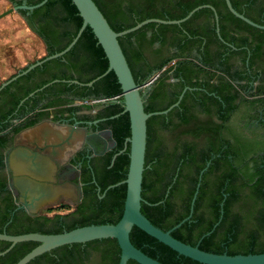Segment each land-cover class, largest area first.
I'll return each mask as SVG.
<instances>
[{
	"label": "flooded vegetation",
	"instance_id": "flooded-vegetation-1",
	"mask_svg": "<svg viewBox=\"0 0 264 264\" xmlns=\"http://www.w3.org/2000/svg\"><path fill=\"white\" fill-rule=\"evenodd\" d=\"M32 1L36 0H0V217H5L12 200L15 203L13 211H17V215L5 224H11L12 231L6 227L0 230L8 234L20 233L13 231L14 228L61 232L82 215H99L113 209L120 200L112 189L116 185H109L116 183L111 180L122 171V158L129 156L130 151L131 127L127 134L125 125L122 126L126 117L130 121L129 113L122 108L125 106L122 92L106 86L100 80L102 77L91 85L85 84L99 74L95 57L87 60L85 54L88 52L81 43L63 55L49 57L55 53L54 45L67 43L74 26L70 21L54 25L53 6L18 7L30 5ZM231 2L238 5L235 7L238 11L264 24V0ZM205 3L216 8L218 19L211 7L206 8L213 14L209 10L197 14L189 25L201 30L202 34H196L188 43L189 47L154 40L150 47H144L138 64L139 78L151 74L149 80L140 84L145 85L154 78L150 85L141 89L146 105L155 92V80L164 69L174 68L179 59L191 58L197 63L190 73L195 85L189 84L184 77L175 76L172 69L165 78L163 92H157L158 103H169L165 108L183 95L178 105L153 118V131L163 141L150 162L156 160L159 150L165 162H169L168 172L171 173L174 165L170 155L176 139L185 146L194 144L198 159L211 153L200 174L210 170L206 180L213 184L218 175L229 173L235 167L214 152L217 141H228L229 144L220 150L225 146L233 150L240 144L245 146L243 159L235 167L239 172L237 180H241L242 174L246 178L254 175L264 179V28L242 18L244 22L237 24L235 14L226 9L225 0ZM9 15H17L21 21L2 20ZM152 34L153 29L146 30L148 38ZM173 34L168 31L166 36ZM132 40L137 43V37ZM202 45H207L208 51L199 52L198 46ZM171 55L175 57L156 72L160 62ZM89 77L92 78L87 80ZM172 99L175 100L170 102ZM149 104L156 105L154 98ZM71 128L79 129L77 139L69 136ZM194 128L203 131L196 135L189 131ZM15 149L47 157L53 170L47 182L62 189L61 194L37 212H29L12 191V187L18 188L13 178L12 151ZM10 244L0 238V252ZM7 252L0 254V264H8L1 257Z\"/></svg>",
	"mask_w": 264,
	"mask_h": 264
},
{
	"label": "trees",
	"instance_id": "trees-1",
	"mask_svg": "<svg viewBox=\"0 0 264 264\" xmlns=\"http://www.w3.org/2000/svg\"><path fill=\"white\" fill-rule=\"evenodd\" d=\"M39 1H32V4ZM206 1L210 0H95L111 26L117 31L128 28L148 17L181 18L195 6ZM46 5L54 7V25L70 21L74 26L73 33L69 35L67 43L58 46L54 45V52H57L73 39L83 22V18L72 0H48L42 7ZM215 6L219 9L220 15H222L223 12L216 3ZM233 6L238 8L235 2H233ZM226 9L231 13L227 6ZM206 10H209L213 14L210 8L203 7L180 24L150 22L137 30L119 37L120 44L138 83L149 80L151 75L139 78V72L137 71L138 64L143 56V50H145L144 47H150V44L154 40H158L162 44L178 45L180 47L186 45V47H189L188 43L195 39L193 37H196V34H202L201 30L193 28L189 25V22L197 14ZM234 19L237 24L244 22L235 15ZM148 29H153L151 38L146 36V30ZM168 31H172L174 34L166 36ZM179 32L185 33L181 35ZM262 34L264 36V30ZM133 37H137L136 44L132 40ZM79 43L83 44L88 52L85 54L87 60L90 57L94 60L95 57V63L98 68L97 74L104 72L108 67V58L90 26H87L83 30L73 47ZM257 49H259L258 45ZM198 51H208V46H198ZM173 57L175 56L171 55L163 59L155 71L161 70ZM196 66L195 60L188 58L179 59L174 68L171 66L164 69L161 72V76L155 80L157 85L153 96L148 99L150 103L151 99L154 98L156 105L151 106L148 103L145 105V110H161L169 104L164 105V101L158 103L156 98L158 96L157 92H163V88L167 83L165 78L170 75L169 73L172 69L175 76L184 77L189 84L195 85L196 81H193L194 76L190 75V73L196 69ZM91 78L89 77L87 80ZM100 80H103L106 86L114 88V91L122 92L120 83L113 70H110ZM228 81L229 79L226 80L227 84H229ZM175 99H172L170 102H173ZM159 116L161 114L152 115L147 120V146L141 192L144 199L141 202V210L154 224L166 230L176 225L190 213L191 200L199 181L200 171L206 166L211 153L207 154L206 158L203 157L200 160L196 157L194 149L196 145L188 143L185 146L180 144L181 142L176 139L173 154L171 153L170 155L171 157L173 156L171 163L174 165L171 173L168 172L170 168L169 162H165L161 154H159V150L156 160L150 162V159L156 154L155 150L159 143L163 141L156 136L152 128L153 118ZM129 123L128 117L122 121V126L124 127L125 125V132L127 134L130 133ZM189 131L198 135L203 130L200 131L199 128H194ZM212 142L215 144L214 141ZM219 142H216L217 146L214 145V152L220 153L227 162H232V165L236 167L243 159L244 144L239 145V150L237 148L233 150L231 146H225L224 149L220 150L223 148V145L229 144V142ZM231 158L234 161H231ZM214 159L213 161H215ZM213 161L211 160V164H213ZM121 164L123 167L122 171L111 182H117L126 178L129 167V156L123 157ZM235 167L229 173L223 172L218 175L213 184H209L206 180V175L210 170L204 171L192 216L172 230V234L175 237L193 245L198 244L202 249L217 253L264 252V179L259 176L255 178L254 175L246 178L242 174L241 180H237L239 172L236 171ZM112 189L116 190L117 199L120 200L113 209L99 215H82L68 229L91 223L117 222L124 208L126 183L118 184ZM159 200L162 201L156 203ZM14 208L15 203L12 200L6 209L5 217L3 219L0 217V230H4L6 227L7 230L12 231L10 229L11 224L7 226L5 224L14 214L17 215V211H13ZM216 223L217 225L215 226ZM32 229L34 228H14L13 231L23 233L30 232ZM210 230H212L210 234L204 235ZM130 239L144 252L166 264H206L178 253L135 225L130 232ZM37 244V241L30 240L19 242L1 257H4L8 264H15ZM54 252L57 256H54ZM120 252L121 248L117 239L107 237L87 242L61 245L52 251H47L36 256L26 264H118ZM127 264L140 263L134 259H129Z\"/></svg>",
	"mask_w": 264,
	"mask_h": 264
},
{
	"label": "water",
	"instance_id": "water-1",
	"mask_svg": "<svg viewBox=\"0 0 264 264\" xmlns=\"http://www.w3.org/2000/svg\"><path fill=\"white\" fill-rule=\"evenodd\" d=\"M47 1L48 0H40L34 4H22L18 7L34 9L43 5ZM225 1L230 11L236 16L254 26L264 28V24H259L244 15V13L238 11L233 6L231 0ZM72 2L78 8V11L83 18V22L73 39L63 49L55 52L49 57H58L70 50L79 39L83 30L87 26H90L98 40V43L102 46L109 63L104 72L85 84L91 85L95 80L103 77L110 70H113L117 76L124 98V111H127L130 117L131 134L129 137V167L126 178L109 185V187L120 183H126V196L124 200L123 212L120 219L115 223L85 224L56 233L31 231L19 234H8L6 232H0L1 239L11 242V244L4 251L0 252V254L9 251L17 242L29 240L38 241L39 243L36 246H34L15 263L26 264L34 257L61 245L114 237L117 239L121 248L120 260L118 264H127L129 259H134L140 264H166L147 254L131 241L130 232L135 225L172 249L176 250L178 253L191 257L202 263L264 264V252L235 254H229L227 252L217 253L202 249L198 244L193 245L185 242L172 234L173 229L180 226L184 221L188 220L192 216L200 181L197 184L195 193L191 200L190 213L169 229L165 230L154 224L141 210V202L144 199L141 192L147 146V120L151 115L166 113L173 106L178 105L183 94L180 95V98L176 102L165 109L146 111L141 93L143 85L135 80L132 69L120 44L119 37L137 30L149 22L180 24L190 18L202 7H211L218 19L216 8L212 4L204 3L195 6L181 18L168 19L148 17L128 28L117 31L111 26L95 0H72ZM2 20L21 21V18L17 15H9ZM217 30H219V27H217ZM153 79L154 78H152L147 85H150ZM74 81L78 82V80ZM78 133L79 129L71 128L69 136L76 138ZM12 157L14 167L13 178L18 187H12V191L16 196H18L20 203L23 204L29 212H37L42 205L53 201L55 197L62 193V189L60 187H54L51 183L47 182L50 179L49 173L53 172L50 164L47 162V157L23 149L13 150ZM201 175L202 172L200 174V180ZM161 201L162 200H159L156 203ZM211 231L212 230L206 232L204 235L210 234Z\"/></svg>",
	"mask_w": 264,
	"mask_h": 264
},
{
	"label": "rangeland",
	"instance_id": "rangeland-1",
	"mask_svg": "<svg viewBox=\"0 0 264 264\" xmlns=\"http://www.w3.org/2000/svg\"><path fill=\"white\" fill-rule=\"evenodd\" d=\"M146 85H147V84L143 85V86H142V89L145 88Z\"/></svg>",
	"mask_w": 264,
	"mask_h": 264
}]
</instances>
